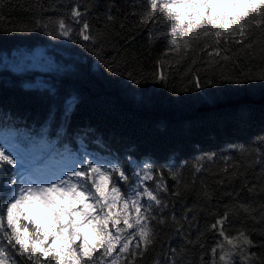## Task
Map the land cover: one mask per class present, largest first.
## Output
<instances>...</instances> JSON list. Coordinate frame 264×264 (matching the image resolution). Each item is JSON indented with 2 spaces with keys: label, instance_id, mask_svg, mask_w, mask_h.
I'll return each instance as SVG.
<instances>
[{
  "label": "trees",
  "instance_id": "trees-1",
  "mask_svg": "<svg viewBox=\"0 0 264 264\" xmlns=\"http://www.w3.org/2000/svg\"><path fill=\"white\" fill-rule=\"evenodd\" d=\"M77 5L84 13L83 20L91 25L92 34H103L99 43L75 35L80 25L72 20L70 10ZM145 7L143 0H39L38 10L36 0H3L0 131L16 130L25 149L31 141L38 154L45 156L67 152L81 161L91 156L108 160L125 170L128 182L113 176L112 183L117 182L126 195L137 185L135 173L142 163L150 164L154 175L163 173L170 192L179 188V198L161 193L171 203L156 214L170 218L175 213L179 218L185 207H191L193 212L188 215L194 219L186 222L179 233L171 222L158 229L155 253L150 252L138 264H151L154 255L163 260L170 255L169 249H177L182 255L181 264H212L210 249L224 240L210 230V225L223 214L226 205L231 218L226 235L237 236L243 229L252 240V254L264 260V227L241 209L231 215L232 206L239 202L251 205L258 217L264 203V194L240 191L241 171L249 182L259 183L261 166L253 161L264 152V81L220 80L222 74L243 79L241 69L256 74L264 70L260 63L264 51L256 42L264 41V33L259 29L249 32L256 36L251 51L234 43L225 44L221 37V53L217 56L211 37L195 40L181 32L171 37L164 22L142 23L139 13ZM109 15L115 19L109 21ZM49 18L65 19L74 30L72 38L53 39L42 29L4 30ZM173 38L179 49L171 45ZM185 40L189 41L188 48L183 46ZM37 48L53 59L51 68H16L10 64L20 52ZM159 72L165 77L163 82L152 78ZM192 76H199L201 83L206 77L215 82L197 89L189 84ZM209 156L215 160L209 161ZM228 156L241 164L231 179L232 167L229 174L221 171L225 167L221 158ZM198 161L203 164L199 173L195 171ZM169 170L180 171L179 184ZM3 178L4 173L0 175V186ZM146 183L156 187L152 180ZM205 190L211 199L204 197ZM234 190L240 192L239 197L227 195ZM120 207L118 204L114 211ZM21 223L27 224L23 217ZM186 232L187 238L199 237L203 246L188 244ZM218 260L219 249L216 264Z\"/></svg>",
  "mask_w": 264,
  "mask_h": 264
},
{
  "label": "snow or ice",
  "instance_id": "snow-or-ice-1",
  "mask_svg": "<svg viewBox=\"0 0 264 264\" xmlns=\"http://www.w3.org/2000/svg\"><path fill=\"white\" fill-rule=\"evenodd\" d=\"M2 3L3 0H0V8ZM36 4L39 10V0H36ZM143 5L146 7L139 13L142 23L164 22L169 29L167 35L171 37H175L177 32L195 40L211 37L216 46L213 51L217 56L221 53V37L224 38L225 44L234 43L251 51L255 46L253 41H256V36L250 35L249 32L259 29L264 33V0H143ZM70 16L80 25L75 35L83 41L99 43L103 34H92L91 25L83 20L84 13L78 5L71 8ZM107 19L113 21L115 18L109 15ZM0 20H3L2 15ZM37 29L44 30L53 39L63 37L69 40L74 31L63 18L55 21L51 18L47 21L36 19L34 25L4 30ZM256 42L262 45L261 50L264 51V41ZM170 43L179 49L180 45H177L175 38L171 39ZM183 46L188 48L189 41L185 40ZM207 46L205 42V47ZM208 55L211 56L212 52ZM224 59L227 60L228 57L225 56ZM260 63L264 69V58ZM241 74L243 79L222 74L220 80L233 83L264 81V70L256 74L252 71L245 73L241 69ZM128 75L132 77V73ZM152 78L161 82L165 79L162 72L153 73ZM135 82L139 83L140 80ZM214 82V78L209 77L205 78L204 83H201L199 76L189 78V84L197 89ZM260 156L259 160L253 161V164L258 163L261 166V173L257 178L259 183L249 182L245 172L241 171V192L246 190L252 195L264 194V152ZM207 159L214 161L215 157L209 156ZM221 159L225 164L221 171L229 174V167H232L229 179L235 177L241 164L231 156ZM16 163L13 156L8 154L4 147H0V175L7 166L15 167ZM245 167L250 168L252 165ZM195 171H203L200 161L195 165ZM168 174L179 184V170H169ZM135 175L139 183L130 195L122 193L118 183H112L113 176L118 181L128 182L123 168L106 167L90 160L81 161L79 167L67 171L64 176L48 183L47 186L26 188L15 178L5 180L0 186V264H5V258L10 260L11 264H138V261H143L150 252L155 253L160 236L158 229L171 222L176 225L175 230L179 233L184 231L186 222L194 217L188 215L193 212L191 207H185L179 218L175 213L170 218L158 216L156 212L171 203L166 202L161 193L179 198L181 191L177 188L170 192L163 179V173L154 175L150 164L141 168ZM149 180L155 183V188L147 185ZM203 195L206 199H211L207 190ZM227 195L239 197L240 192L234 190ZM118 204L121 207L114 211ZM237 209L248 213L254 223L264 227V203L260 205L258 217L253 214L255 209L251 205L238 202L232 206L231 215H236ZM21 217L27 224L21 223ZM29 225L32 226L31 231ZM230 226V211L226 205L223 214L210 225V230H214L227 241L245 262L258 259L255 254L249 255L247 246L252 244V240L245 235L243 229L238 230L237 236L226 235V229ZM187 227L190 229L191 223H188ZM252 230L255 231V228ZM188 235L186 232V238ZM237 241L240 242L239 245ZM187 243L203 246L199 237L196 240L187 238ZM218 249L220 261L224 264H235L230 258L234 253L231 250L225 251L223 243L219 242L210 249L212 264H216ZM169 252L170 255L163 260L159 255H154L151 264H181L182 255L178 254L177 249H169ZM145 264L148 262L145 261ZM261 264H264V260H261Z\"/></svg>",
  "mask_w": 264,
  "mask_h": 264
},
{
  "label": "rangeland",
  "instance_id": "rangeland-1",
  "mask_svg": "<svg viewBox=\"0 0 264 264\" xmlns=\"http://www.w3.org/2000/svg\"><path fill=\"white\" fill-rule=\"evenodd\" d=\"M10 64L16 68L31 66L47 70L52 67L53 59L46 54L42 48H37L33 51L20 52L13 57L12 63ZM72 104L73 103H70L71 106ZM28 143V149H25L17 137L16 130L9 132L0 131V147H4L6 152L11 154L17 162L15 167H6L4 171L5 178H3V180L15 178L18 182L23 183L26 188L29 186L36 188L38 186H47L48 183L64 176L67 171L80 166L81 160L67 152H53L45 156V154H38L35 145H33L31 141ZM40 159L41 161H39ZM86 160H88L87 157L85 161ZM89 160L102 163L106 167L112 166L111 162L104 158L90 157ZM146 165L148 164L142 163L141 165H137V173ZM97 179L99 178L97 177ZM34 181L35 183H33ZM138 183L139 181L137 178V184ZM109 188H111V183L109 184ZM221 243H223L225 251L231 250L234 253L230 258L235 261V264H261V259L257 256L258 259H255L254 261L245 262L238 252H236L235 249H232V246L227 244V241H222ZM239 243L240 242L237 241L238 245ZM250 247L251 245L247 246L249 255L252 254ZM5 264H9L7 258H5ZM218 264H224V262L218 260Z\"/></svg>",
  "mask_w": 264,
  "mask_h": 264
},
{
  "label": "bare ground",
  "instance_id": "bare-ground-1",
  "mask_svg": "<svg viewBox=\"0 0 264 264\" xmlns=\"http://www.w3.org/2000/svg\"><path fill=\"white\" fill-rule=\"evenodd\" d=\"M91 157L96 158V157H94V156H91ZM25 182H26V181H25ZM33 183H35V181H34Z\"/></svg>",
  "mask_w": 264,
  "mask_h": 264
}]
</instances>
